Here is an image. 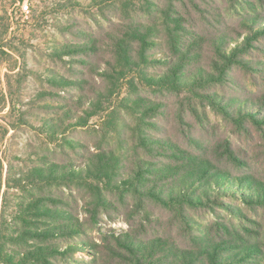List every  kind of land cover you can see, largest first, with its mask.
I'll return each instance as SVG.
<instances>
[{"label": "trees", "instance_id": "trees-1", "mask_svg": "<svg viewBox=\"0 0 264 264\" xmlns=\"http://www.w3.org/2000/svg\"><path fill=\"white\" fill-rule=\"evenodd\" d=\"M94 2L53 48L42 152L0 156V264H264V0Z\"/></svg>", "mask_w": 264, "mask_h": 264}, {"label": "rangeland", "instance_id": "rangeland-1", "mask_svg": "<svg viewBox=\"0 0 264 264\" xmlns=\"http://www.w3.org/2000/svg\"><path fill=\"white\" fill-rule=\"evenodd\" d=\"M23 1L0 0V123L10 110L11 91L13 95L17 93L16 98L20 101L17 109L26 113L28 122L11 129L0 145L1 158L10 159L14 167H20L21 159L30 155L37 157L35 152L41 153L47 142L39 130L47 115L42 109L45 103L42 93L50 90L49 77L56 73L66 75L62 64L52 58L53 48L65 42L63 31L74 17L94 28L92 17L98 9L94 0H29L31 13L25 17L19 8ZM90 125H99V120L93 119ZM5 161L4 182L8 168ZM5 189L4 184L1 193ZM245 214L253 222L260 220L253 212L246 211ZM114 227L126 228L122 223Z\"/></svg>", "mask_w": 264, "mask_h": 264}, {"label": "built area", "instance_id": "built-area-1", "mask_svg": "<svg viewBox=\"0 0 264 264\" xmlns=\"http://www.w3.org/2000/svg\"><path fill=\"white\" fill-rule=\"evenodd\" d=\"M20 12L21 14L25 15V17H28L31 13V3L29 0H25L22 3L19 4Z\"/></svg>", "mask_w": 264, "mask_h": 264}]
</instances>
